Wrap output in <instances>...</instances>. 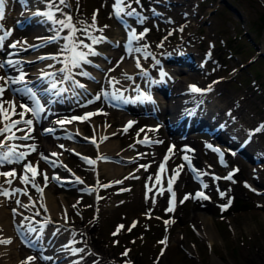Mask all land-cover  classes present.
I'll list each match as a JSON object with an SVG mask.
<instances>
[{"label":"rangeland","instance_id":"374dc122","mask_svg":"<svg viewBox=\"0 0 264 264\" xmlns=\"http://www.w3.org/2000/svg\"><path fill=\"white\" fill-rule=\"evenodd\" d=\"M43 1L45 4L49 2V0ZM170 1L171 3L161 6L157 0H143L147 12L157 8L163 13L162 19L165 21L161 23L157 18H153L144 22L150 26H153V20L159 23V26L153 27L142 40L146 46L141 45L145 50L144 53L152 52L158 57V54L166 50H170L174 55L189 51L188 53H195L197 60L209 54L211 58L207 61L206 68L188 75L185 84L199 82L202 88L212 87L208 95L212 99L209 104H212L211 107H219L221 115L229 117L226 121L230 123L231 128H235L236 132L245 129V134H248L254 131L256 125H260L261 129L254 133L250 145L264 155V0H227L241 8V18L220 0ZM113 2L114 0H66L67 6L61 5V7L63 13L72 16L73 23L78 28H82L86 23L90 24L93 14L96 13V26L104 30L102 33L93 32V35L107 34L113 38L121 35L123 38L127 36L128 29L115 22L112 16ZM128 2L131 4L132 0ZM56 3L58 4L57 0ZM134 6L138 10L142 9V6L136 7L135 2L131 4V7ZM59 15L63 18L60 13ZM7 17L11 22L10 11ZM132 24L137 25L136 20H132ZM144 24L138 26V31ZM55 26L56 28H51L50 32L57 30L58 25ZM169 30L173 31L172 34H167ZM67 34L66 32L64 36ZM77 35L79 39L90 43L82 33ZM22 37L26 39L27 34L23 33L19 38ZM116 40L122 39L118 37ZM58 41L41 49L57 52L61 56L60 49L65 41L61 37ZM147 46H151L154 50ZM113 49L116 50L113 46L110 48L107 44L101 45L99 50L104 55L99 56L100 58L90 57L94 63L100 64L97 67L99 70L104 63L108 66L113 64L114 59L112 60L108 55ZM158 59L161 57L159 56ZM142 61H144L142 65L148 66L156 62L152 56ZM49 62L51 61L49 60L46 65H49ZM179 67L168 63L160 66L161 72L173 77L184 74L177 71ZM130 68L132 71L139 69L135 61H132ZM87 69L93 74L92 79L75 74L74 78L85 82L96 92L103 90L110 81L109 72L105 73L104 68L99 72L90 65ZM74 71L79 72V70ZM161 72L153 78L159 81ZM97 75L99 78L96 77ZM0 76L6 77L4 73ZM213 79L217 81L214 82ZM8 97H10L9 90L4 93V99ZM102 113L100 112L101 116L97 118L98 122H102L106 117L109 118L110 121L112 120L110 129H114L115 132L124 129L123 123L129 117L128 115L122 117L120 112L112 115L109 113L102 115ZM90 122L81 124L86 133L91 131ZM152 122V120L140 119L136 125L127 132L123 131L124 133L119 136V148L121 150L132 148L135 158L124 163L120 160L113 161L123 166V171L118 175L122 177L134 172L135 169L138 170L137 172L130 174L131 176L121 184L115 185L111 182L116 179L103 167L99 166L95 175L90 164L69 156V163L92 191L82 193L77 190H66L56 184L50 185L54 189V196L62 200L60 208L62 205L66 206L68 217L65 219L63 215L59 217L50 215L49 211H45V207L41 206L44 205L41 200L39 202L42 204H37L36 212L43 214L44 219L50 221L47 224L52 228L64 230L68 235L67 239L76 242L75 247H84V251L79 252L81 255H88L84 264H264V162L250 163L240 155L235 156L231 158L229 168L238 171H235L232 180L225 179L227 169L219 167L215 154L203 146V140L210 138L193 133L197 149L194 153H190V156L194 158L201 172L214 171L221 178L209 179L205 189L211 194V200L189 198L183 202L180 201L181 195L189 192L192 197L198 184L192 181L190 174L182 168L175 183L179 201L175 207L173 206L174 210L169 212L166 192L160 194L157 190L154 191L157 186L159 188L154 180L156 168L161 159L160 154L168 141L165 140L156 147H142L138 144V148H134L137 138L144 136V132ZM141 129L144 131H140ZM151 134L161 137L166 133L161 126L158 131ZM35 135L40 147L44 148L45 140L39 137V129ZM239 138L243 137L239 136ZM56 142L64 144L69 141L59 139ZM71 142L80 150L95 157L94 146L78 139H73ZM29 144L33 143L29 142ZM96 149L100 154L99 145ZM60 150L62 152L64 149ZM182 157L183 153L179 149L171 156L174 169L179 168L178 163L182 162ZM5 168L0 167V171H4ZM54 169L58 170V167ZM138 173H142V176H136ZM4 182L5 178L0 177V183ZM255 190L262 193L258 194ZM221 193L224 194L223 197ZM229 201L230 207L222 211L220 204H228ZM199 212L206 213L212 218L210 229L213 231V238L207 235L206 230L196 220L195 214ZM170 216H173V220ZM44 221L40 222L44 223ZM58 223L61 224L57 225ZM134 223L135 227H132ZM52 250L53 246L45 248L44 252L50 253ZM30 252L32 253L27 249L26 253ZM125 252L127 255H124ZM26 253L22 255V259ZM36 263L51 264L49 260L39 258ZM36 263L34 261V264Z\"/></svg>","mask_w":264,"mask_h":264},{"label":"snow or ice","instance_id":"6c2138e0","mask_svg":"<svg viewBox=\"0 0 264 264\" xmlns=\"http://www.w3.org/2000/svg\"><path fill=\"white\" fill-rule=\"evenodd\" d=\"M136 3H139V0H135ZM5 5L6 0H0V21L4 19L5 15ZM59 5H65L67 6L66 0H58V4L56 3V0H49L47 7L48 11L45 12H38L37 15H43L46 17L48 21H50L54 25H58L57 28V35L53 36L51 40H57L59 39V32L67 30V35L63 37V40L65 43L60 49L61 56H50V57H40V59H53V60H60L61 63H63V67L59 69V72L61 75L60 83H66L71 82L72 88H79V89H85V85L80 83L79 81L74 79V73L73 69H82L83 65H90L92 61L89 59V57L99 56L101 55L99 52L95 50V46L99 45L101 43L107 42V38L103 35H93V32L102 33L103 28H97L96 26V13L93 14L92 21L90 24H84L82 28H78L76 24L73 23V18L71 15H68L66 13H63L62 9L59 7ZM131 8V4L128 2V0H114L113 2V14L118 18H122V16H135L137 15L135 9H131V11H125V9ZM57 13H60L63 18H57ZM139 22H142V18ZM105 28L107 25L104 26ZM182 30V29H181ZM0 31H3V35H0V45L3 44V41L7 39L9 36H11L12 32L11 30H3L2 26H0ZM78 33H82L84 35V38L89 40L90 43H84V40L78 38ZM147 34V30L144 32L137 34V32L132 29L129 30L128 36H127V43L125 44V49L129 52V54L133 52H140V48H133L132 45L134 42L142 40L144 36ZM43 39V38H42ZM20 41H17L15 43H12L10 45L11 48H16L18 44H20ZM23 44H27V41H24ZM38 47V46H37ZM62 57V59H61ZM9 64H13L12 61H8ZM4 65L0 64V67H3ZM50 67H53V65H50ZM136 67L140 68L139 61H136ZM141 71H143L141 69ZM75 75H81L85 78L92 79L91 75L86 71H79ZM56 73H44L41 77L44 80H49V77H51L50 81V91L53 92L54 95H62L65 91H68V89L65 88H58L57 82L55 80ZM167 76V73L161 72V82L163 81V78ZM125 78L128 80H132L133 77L127 76L125 74ZM120 81L113 78L109 81V84L113 86L114 91L109 93H102L107 99L109 95H111V98L120 102H130L128 98L124 96V93L120 91L119 89L115 88V85L119 84ZM13 84H21L23 85L22 89H13V93H22L24 97L29 99L31 101V104L25 103L23 100H21L19 103L15 99L12 100H5L4 99V93L8 90V87ZM190 89L192 92H201V89H199L196 86H190ZM76 95V93H74ZM101 95H97L95 97V100H100ZM137 101H151L154 103L153 98L150 94L140 92L137 89ZM94 101H89L88 103H93ZM17 108L21 109V111H17ZM46 111L45 106L41 103V100L38 98L37 93L31 88L27 86L26 81V73L23 71L20 72V74L17 77H13L11 79L7 77L0 76V167H3L4 165H12V164H20L26 161L27 156L30 155L32 152L36 151V145L35 144H23V143H17V141H28L30 139H33L31 133L34 131V122H38L41 118L42 114ZM100 113L98 112H89L86 113L83 116H76L72 117L71 120H57L55 121L56 124H59L63 126L66 123H71L72 120H79L81 122L86 121L90 119V117L98 115ZM18 116L19 119H13V117ZM30 117V118H28ZM133 121H129L127 126L123 129L124 132H127L129 128L133 126ZM54 131L53 128L45 129V132L52 133ZM140 131H144V129H141ZM148 131H158V128H152L148 129ZM257 131H260V129H257ZM18 132H23L24 135H17ZM140 143L141 141H137ZM144 143H151L149 138L145 136ZM93 144L96 143L95 140L92 141ZM61 147H63L61 145ZM215 151L219 152V149H214ZM169 153H172V148H169ZM186 151H192L191 149H186ZM51 155L56 156V153H52ZM221 159L223 158V154L221 153ZM235 155V153H233ZM169 157L165 156L164 160L165 163ZM41 159H46L41 154ZM183 159L188 162L190 165V158L185 155ZM86 163L92 165L95 163L93 160H89L85 158ZM54 163V162H53ZM165 163H162L160 165V172H164L165 169ZM147 168V166H142ZM184 165L179 166L177 170H174L173 175L171 178L168 179V192L172 193V198L169 201V208L167 211L171 212L173 211V205L175 201V193L173 192V184L175 183L176 179L179 176V170L182 169ZM39 165L33 164L31 162L23 163V175L19 177L21 184H31L33 188H35L36 193L39 195V198L41 201L44 199V191L45 188L48 187L49 184V176L46 172H39L38 171ZM193 172H196V169H192ZM235 171H238L235 170ZM29 173L31 175H29ZM203 173L197 172V177L202 175ZM235 173H230L229 176L225 177L226 179L231 180L232 175ZM42 175L43 176V186L37 183V176ZM0 177L5 178V184L11 186L13 179L17 178V172L15 169L10 171H0ZM51 179L53 181H56L57 184L61 183L60 177L58 176H52ZM216 179H219V177H216ZM156 183H161V176L157 175L155 177ZM82 183V181H80ZM117 183H122V181H117ZM246 187H249L248 185H245ZM202 187H207L206 184L202 185ZM127 190V189H126ZM16 193H22L23 195L27 196L28 192L27 190H21L20 188L13 189L11 191L5 189L3 186H0V195L4 196L5 198H11L16 195ZM223 193H221V196L223 197ZM189 198H195V199H203L208 200L209 197L205 195L203 192H197L195 194V197L191 196H185V200ZM32 198L29 196V200ZM17 205L20 207H23L25 209H29L30 207H34L35 205H29V204H21L19 200L15 201ZM231 202L229 201L228 204L222 206V211L227 210L228 207H230ZM42 207H45V211L47 210L45 205H41ZM17 215L16 210L13 209V216L15 217ZM36 215H39L37 212ZM25 219H29L28 217H25ZM66 219V214H65ZM50 221L45 220L43 224L40 225L39 228L37 227H28V232H40L42 234L43 228L46 226L47 223ZM168 223V222H166ZM122 228L123 226H119ZM132 227H135V223L132 225ZM130 230V229H129ZM119 231V228L118 230ZM116 233H114L115 235ZM12 241L10 239H0V244L7 245L11 244ZM161 243H166V241H161ZM84 251L83 249H73V254H77L78 252ZM124 255H127V252L124 253ZM44 259H51L50 257H44ZM35 257L28 256L25 261L22 262V264H34Z\"/></svg>","mask_w":264,"mask_h":264},{"label":"bare ground","instance_id":"6f19581e","mask_svg":"<svg viewBox=\"0 0 264 264\" xmlns=\"http://www.w3.org/2000/svg\"><path fill=\"white\" fill-rule=\"evenodd\" d=\"M25 4H26V2L24 0H6V10L5 11L7 14L4 15V17H6L8 15V12L10 11V17L12 18L11 23H14L17 19L21 18L22 15H24L26 13H30V12L35 10V8L33 6H27L26 7ZM59 7L63 11V8L61 7V5H59ZM59 16H60L59 13H57V18H61ZM41 19H42L41 22L44 25L50 23L49 24L50 28L55 29V25L52 24L50 21H48L46 19V17H43ZM46 27L47 26H45V28ZM48 29L46 28V30H48ZM66 32H67V30L59 32V34H61L60 35L61 39L64 37V34ZM12 40H14V39L13 38H10L8 40L5 39L3 41V44L0 45V51H4L6 49V45H7L6 43L9 41L11 42ZM116 41L118 42V40H116ZM113 48H115L116 50L113 49L112 53L108 54L112 60L114 59L113 64L108 66V65H105V63L103 62L104 64L101 65V70L104 68L105 72L109 71V75H108L109 80H111L113 78L119 80V79H121L123 72H127V71H129V69H131L130 67H132V61L136 62V60H139L140 58H142L141 53L142 52L144 53L145 50L142 48L141 45H139L137 48H140L141 51L140 52H133L130 56L127 57L124 49L120 48L119 46H113ZM193 53L194 52L188 53V54L191 55V58L194 61L195 55ZM33 57L34 56L22 57L21 59H28V58H33ZM205 58H207L206 55H205ZM117 60H120V64L118 66H115V63ZM192 60L190 59V61H192ZM201 60H203V59H201ZM193 61L191 62L192 66H194L196 63ZM39 63H37V62L35 63L40 68L39 69L37 67L36 69H34L36 71L26 72L25 70L21 69L20 72L23 71L24 73L27 74L26 78L31 79L32 77L35 76L34 74H37L35 72H37L38 70L47 71V69L45 67H48V65H46L45 63H40V64ZM203 63H204V61H202V62L199 61V63H197V65H196L197 70L200 68V66ZM16 64H14L15 65L14 69L15 70L17 69L19 71L18 68L20 66V63H16ZM112 66L114 68L112 70H110V67H112ZM52 69L56 70V68H52ZM53 70H50V72H52ZM187 70L189 71L188 73H192V74H195V72H196L195 70H192L191 68H190V70L189 69H187ZM20 72H18V74H20ZM76 73H78V71ZM182 73H185V72H182ZM96 77L99 78L98 75ZM187 78H188V74H183L182 76H178V77L176 75L174 77L173 76H167V78L164 77L162 82H161V79L159 80L162 85H165L167 87V90H168V87L170 89H172L171 93H170V95H171L170 99L169 100L167 99L168 101L165 100L163 95L160 94V96L162 98L158 96L159 98H161V101L163 103L164 102L166 103V108H172L175 106H179L181 108H186L189 105L193 104V102H191L190 100H193L194 97L195 98L203 97V101H204L203 106L205 108L199 114L201 117L199 115L198 116L201 119L208 118L211 116L209 113H212V114H216V115H213V116H215V119H217L216 117L222 118L220 116L222 112L220 111L219 107H211L212 104L211 103L209 104V101L212 100L208 96L211 91H209V89H206L205 91H202V92H196V93L190 91V89H189L190 85L187 83L185 84V81ZM149 79H151L155 82L158 81L157 79H155L153 77H150ZM65 85L69 87V86H71V82H68V83L66 82L64 84V87H65ZM107 85L108 86L110 85L109 82H107ZM109 87L113 88L112 85H110ZM115 87H116V85H115ZM117 89H120V88H118V86H117ZM173 99H175V100H173ZM15 100L17 101V103L20 102L17 98H15ZM27 103L31 104V101H28ZM73 103L74 102H71V104H73ZM169 110H171V109H169ZM107 111H108V113L111 112L110 109H108ZM120 113H121L122 117H125L126 115L129 116L130 112L120 111ZM227 118H229V117H226V119ZM46 120H49V122H51L50 121L51 115H48V117H46ZM96 120L97 119H95V118L92 119V125L97 126V124L95 122ZM126 120H127V118L125 119V122H126ZM46 122H48V121H46ZM153 122L150 123V125H157L158 124L157 120H154ZM53 124L56 125L55 123H53ZM215 126H219V125L216 124ZM68 129H72V127L69 126ZM99 129L101 131V135H104V134L106 135V134L112 133V136H110L108 138H103V137L100 138V139H102L101 143L99 144V153L101 154V156H105V155L106 156H112V157L116 158L117 160H120L122 163L125 162L124 157H133L134 151L132 148L131 149L128 148V149H124V150H121V148H119V146H120L119 136L124 133L123 129H122V131L118 130L117 132H115L114 129L105 130L102 126L99 127ZM228 132H229V130H228ZM233 132H234V134H233ZM230 135L232 138L237 137V136L246 137L245 136L246 135L245 129H242V130H239L238 132H236L235 128L230 127V134L228 135V137H230ZM235 135H237V136H235ZM19 143L29 144V142H25V141L19 142ZM71 146L75 147V146H73V144ZM71 146H69L68 143H64L63 147L60 148V147H58V142L54 141L52 139V137H49V136H48V138L45 139V143H44V148H45L46 152L48 150H51V151L56 152L59 156L64 154V152L63 151L61 152L60 149L69 148ZM32 156L33 155L30 154V155H28V158L31 159ZM250 156L256 157L258 155L250 154ZM35 163L37 164V161H35ZM98 165L103 167L104 170L107 173H109L114 179H119L121 177L118 174L123 171V166L117 165L116 163L111 162V161L106 160V159L103 160V158L99 159L97 161L96 166H98ZM15 166L17 168H19L20 165L15 164ZM22 169L23 168L21 166V170ZM48 169L49 168L47 167L46 171L49 174V170H50V173H51L50 176L53 175V173L56 172V170H57V169L56 170L53 169V171H52L51 169H49V170ZM136 176H142V173H138ZM0 186H3L5 189H7L9 191L16 189V188H20L21 190H24V188L20 184L19 178L13 179L11 186L5 184V182L0 183ZM157 188H158V186L156 187V189ZM32 196H34L36 203H38L40 201V199L37 196H35L34 194ZM16 200H19L21 202V204H29V205L31 204L32 205V203H30L28 197L25 198V195H23L22 193H16V195L14 197H11V198H5L4 196L0 195V239L1 238L13 239L11 244H7V245L0 244V264H22V262L24 260H26L25 258L28 256V254L31 253V252L26 253L27 249H29V246L26 245L24 242H22L21 238H19V236L15 232L14 225H17L22 229V232L24 235L27 234L28 233V231H27L28 227H27L26 223H27V221L30 220V219H27V220L25 219V217L30 218L28 216V210L17 205L15 202ZM63 200H64V198H63ZM43 202H44V205L46 206L47 210L49 211L50 215L58 216V217H59V215H63V207L60 208V204L62 203V200L60 198H58V197L56 198L54 196V189L50 185L47 188H45ZM12 209L18 210V211H16L17 215H15V217L13 216ZM195 217H196V220L199 222V225L203 226V228L206 230L205 232H207V235L210 238H213V231L210 229V226H211L210 224L212 223V218L208 214L203 213V212L196 213ZM30 222H33V221L31 220ZM41 224H43V223L40 222L39 225H41ZM36 227H37V224H36ZM43 230H44L43 231L44 234L46 232V238L49 237V233H52V232L56 233V237H58L60 240L59 243L64 244V243L72 240V239H67L66 236H68V235L64 233V230H60V228H52L51 225L46 224V226L43 228ZM46 238L41 243L40 248L42 250H45V248L52 245V241L49 240V238H47L48 240ZM72 244H73V246L70 244L69 251H65L63 256H67V254L70 251L73 253V249H76V248H74V246L76 245V242H73ZM60 247L62 248L63 246H60ZM71 252H70V255L72 257L70 256L66 262H69L72 260L73 264H84V261H86L88 259V255H86V254L81 255V253L78 252L77 254L73 255ZM25 253H26V255H24V259H22V255ZM59 255H57V256L59 257ZM43 256L48 257L49 255L47 254V252L46 253L44 252ZM79 260H80V262H78ZM58 264H65V260L58 261Z\"/></svg>","mask_w":264,"mask_h":264},{"label":"water","instance_id":"95a60500","mask_svg":"<svg viewBox=\"0 0 264 264\" xmlns=\"http://www.w3.org/2000/svg\"><path fill=\"white\" fill-rule=\"evenodd\" d=\"M223 2L233 11L237 14V16H239L240 18L242 17L241 12L237 9L236 6H234L233 4L229 3L227 0H223Z\"/></svg>","mask_w":264,"mask_h":264}]
</instances>
